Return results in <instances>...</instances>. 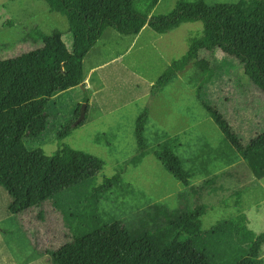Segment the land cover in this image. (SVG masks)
Returning <instances> with one entry per match:
<instances>
[{"label":"trees","instance_id":"trees-1","mask_svg":"<svg viewBox=\"0 0 264 264\" xmlns=\"http://www.w3.org/2000/svg\"><path fill=\"white\" fill-rule=\"evenodd\" d=\"M45 1L51 11L68 18L72 47L64 31L54 29L48 34L35 25L28 33L35 46L0 59V185L12 197L11 214L45 207L63 191L96 178L104 169V159L92 153L64 145L49 155L42 148H27L24 138L38 137L48 128L46 106L51 97L83 84L84 58L107 28L137 35L149 25L166 33L183 23L202 21L203 33L189 38L187 52L163 70L152 95L193 65L196 95L224 134L226 148L217 150V157L229 162L238 154L256 177H264V131L247 136L245 143L228 117L229 97L221 90L230 85L243 96L256 90L264 100V0L214 4L179 0L169 13L157 16L152 13L160 0ZM241 69L249 77L247 84ZM148 119L149 109L144 108L135 126L138 155L153 151L174 178L190 187L202 171L186 167L174 152L178 137L150 148L145 137ZM72 123L61 137L70 133ZM119 181V173L104 176L95 190L102 193ZM166 208L161 207L164 223L152 229H130L114 220L78 232L66 223L67 242L58 249L45 248L43 253L51 255L53 264H264V230L254 231L245 212L204 230L206 204L187 205L180 211ZM37 217L44 218L42 214Z\"/></svg>","mask_w":264,"mask_h":264},{"label":"rangeland","instance_id":"rangeland-1","mask_svg":"<svg viewBox=\"0 0 264 264\" xmlns=\"http://www.w3.org/2000/svg\"><path fill=\"white\" fill-rule=\"evenodd\" d=\"M178 1L160 0L152 15L169 13ZM35 25L48 34L54 29L64 31L66 43L72 47L68 18L51 11L45 0H0V59L35 46L28 37ZM203 30L202 21L186 22L166 33L146 25L139 38L114 28L105 30L84 58L86 87L79 85L51 97L46 106L48 128L38 137L24 138L27 148H42L49 155L64 145L92 153L104 159L105 167L96 178L63 191L45 207L21 214L9 212L12 197L0 185V264H53L51 255L43 251L67 242L66 223L78 232L114 220L130 229L156 228L164 223L161 207L180 211L187 205L206 204L204 230L245 212L254 231L264 230V177H256L238 154L229 162L217 157V150L226 148L224 134L196 95L195 67L189 65L152 95L163 70L183 56L189 38ZM240 71L247 84L249 77ZM221 90L229 97L228 117L245 143L247 136L264 131V100L259 99L258 91L243 96L230 85ZM84 104L86 116L75 125ZM144 108L149 109L145 137L150 148L178 137L174 152L186 167L202 171L193 177L190 187L174 178L153 151L138 155L135 126ZM69 123L70 133L61 137ZM117 173L120 181L116 185L102 193L95 190L104 176ZM39 214L44 218L38 219Z\"/></svg>","mask_w":264,"mask_h":264},{"label":"water","instance_id":"water-1","mask_svg":"<svg viewBox=\"0 0 264 264\" xmlns=\"http://www.w3.org/2000/svg\"><path fill=\"white\" fill-rule=\"evenodd\" d=\"M80 85H82V84H80ZM85 116H86V104L82 105L81 110H80V115L77 118V120L75 121L76 122L75 125L80 124L82 119L85 118Z\"/></svg>","mask_w":264,"mask_h":264},{"label":"crops","instance_id":"crops-1","mask_svg":"<svg viewBox=\"0 0 264 264\" xmlns=\"http://www.w3.org/2000/svg\"><path fill=\"white\" fill-rule=\"evenodd\" d=\"M153 11H154V10H153ZM148 26H149V25H148ZM144 29H145V27H144L142 30H144ZM142 30H141V31H142ZM136 38H139V37H138V34L136 35ZM136 38H135V39H136ZM81 86L86 87V85H84V83H83ZM87 88H88V87H87Z\"/></svg>","mask_w":264,"mask_h":264}]
</instances>
